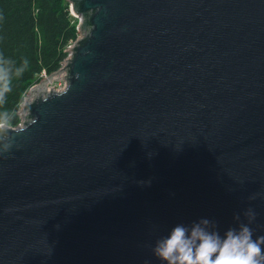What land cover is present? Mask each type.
<instances>
[{
  "label": "water",
  "instance_id": "obj_1",
  "mask_svg": "<svg viewBox=\"0 0 264 264\" xmlns=\"http://www.w3.org/2000/svg\"><path fill=\"white\" fill-rule=\"evenodd\" d=\"M68 1L79 35L0 155V264H163L177 224L248 208L264 235V0Z\"/></svg>",
  "mask_w": 264,
  "mask_h": 264
},
{
  "label": "clouds",
  "instance_id": "obj_2",
  "mask_svg": "<svg viewBox=\"0 0 264 264\" xmlns=\"http://www.w3.org/2000/svg\"><path fill=\"white\" fill-rule=\"evenodd\" d=\"M28 69V61L17 62L0 53V155L9 153L16 145V139L36 122L31 116V105L47 101L48 95L33 96L24 106V122H17L14 110L5 107L13 91L14 81L21 78ZM67 86L58 95H63ZM243 215L247 223L239 222L237 227L228 228L223 234L215 221L201 218L191 224H177L165 237L155 240L152 254L163 264H264V235L255 236L250 225L256 213L248 208Z\"/></svg>",
  "mask_w": 264,
  "mask_h": 264
},
{
  "label": "trees",
  "instance_id": "obj_3",
  "mask_svg": "<svg viewBox=\"0 0 264 264\" xmlns=\"http://www.w3.org/2000/svg\"><path fill=\"white\" fill-rule=\"evenodd\" d=\"M78 19L68 0H0V53L28 69L14 81L6 108L17 113L28 88L44 71H56L67 55L65 48L78 36Z\"/></svg>",
  "mask_w": 264,
  "mask_h": 264
},
{
  "label": "rangeland",
  "instance_id": "obj_4",
  "mask_svg": "<svg viewBox=\"0 0 264 264\" xmlns=\"http://www.w3.org/2000/svg\"><path fill=\"white\" fill-rule=\"evenodd\" d=\"M74 16H76V15H74ZM77 18H78V16H76ZM63 66V62H62V65L59 67V68H61ZM58 68V69H59ZM62 72V73H61ZM60 72V74H62V76H60V74H58V75H55L54 76V78L52 79V80H49V81H47L46 82V87H48V88H52V87H56V86H63V85H65L66 84V79H65V77H64V71H61ZM49 74H43V72H42V74H40L39 75V77L36 79V82H38V81H40L41 79H43V78H45V77H47ZM35 82V83H36ZM34 84V83H33ZM32 84V85H33ZM31 85V86H32ZM30 86V87H31ZM29 87V88H30ZM28 88V89H29ZM27 92H28V90L26 91V93L24 94V97H26V94H27ZM20 108H18V110H17V113H19V115H20ZM21 119L22 118H20V121H21ZM23 121H24V119L20 122V123H23Z\"/></svg>",
  "mask_w": 264,
  "mask_h": 264
},
{
  "label": "built area",
  "instance_id": "obj_5",
  "mask_svg": "<svg viewBox=\"0 0 264 264\" xmlns=\"http://www.w3.org/2000/svg\"><path fill=\"white\" fill-rule=\"evenodd\" d=\"M68 55H69V52H68L67 56H68ZM22 120H23V118L21 119V121H22ZM21 121H20V122H21ZM20 122H19V123H20Z\"/></svg>",
  "mask_w": 264,
  "mask_h": 264
},
{
  "label": "bare ground",
  "instance_id": "obj_6",
  "mask_svg": "<svg viewBox=\"0 0 264 264\" xmlns=\"http://www.w3.org/2000/svg\"><path fill=\"white\" fill-rule=\"evenodd\" d=\"M62 73V72H61ZM60 76H62V74H60ZM48 88V87H47Z\"/></svg>",
  "mask_w": 264,
  "mask_h": 264
}]
</instances>
